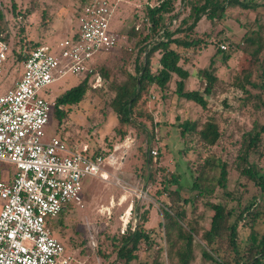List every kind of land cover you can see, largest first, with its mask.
<instances>
[{"label":"rangeland","instance_id":"1","mask_svg":"<svg viewBox=\"0 0 264 264\" xmlns=\"http://www.w3.org/2000/svg\"><path fill=\"white\" fill-rule=\"evenodd\" d=\"M82 1L14 0L15 7H12L11 0H0V7L4 10L7 21L6 37L10 49L19 50L23 39V42H30L27 46L37 42L41 45L49 43L55 50L60 40L70 37L69 29L76 23L75 14L82 5ZM110 1L115 6L110 31H116L121 38L120 45L114 51L120 49L134 51L139 37L131 38L127 36V33L132 26H138L140 30L145 26V7L155 5L159 0ZM173 1L175 17H165L164 24H172L175 28L173 20L177 21L186 17L188 8L185 0ZM253 1L255 7L252 9L244 10L239 7L227 9L225 22L215 25L212 30L205 19L199 23L200 32H210L211 37L208 39L210 44L201 51L193 50L187 53L188 62L183 63V67L189 72L190 77L185 82V88L201 90L199 80L194 77L195 70L207 68L217 48H220L219 44L225 45L226 49H220L231 55L226 64L222 61L221 53L214 58V69L218 81L213 94L207 96L206 110L178 98L174 92V79L165 91L155 90L148 94L145 110L153 116L152 129L147 127L148 120H142L147 130H153V132L156 130L154 132L156 138L153 137L155 140L151 138V141H148L144 131L140 129L142 122H135L122 128L121 130L125 129L123 137L115 136L114 130L118 123L108 106L111 92L103 95L89 92L83 102L71 108L68 117L61 125H58L57 120L52 116V111L50 112L46 128L47 136H57L68 146L87 145L94 152L97 146L106 148L107 143L110 144V149L116 144L122 145L117 153L120 157L123 155L120 158L121 164H118L120 166L107 168L112 176L119 178L120 182L117 183L114 177L106 181L86 177L82 207L74 203L66 205L63 217L60 219V226L54 231V235L63 244L65 253L74 255L81 264H112L115 261V253L112 250L110 238L113 234H116L115 236L125 234L129 225L133 229L137 224L138 214L142 212H145L148 219L147 228L156 229L153 237L154 244L166 246L163 230L158 227V222L163 224L161 209L169 202L162 188L173 187L170 184L173 176H179L180 196L186 199L182 205L185 219L194 222L201 229L209 227L214 205L221 204L226 208L235 209V218L242 206L259 196L258 187L252 181L240 176L237 165L238 150L243 135L264 126V50L261 52L260 63L251 69V85L244 83L247 93L234 84L235 75L241 76V73L250 66L248 56L241 52L242 35L256 31L264 43V0ZM29 12L32 13L28 14ZM221 29L223 34L219 36L217 33ZM224 36L225 42L220 43L219 40ZM228 41H231L233 46L228 47L226 43ZM239 42L240 46L236 47L234 44ZM10 59H12L11 56ZM111 62L116 68L113 70L112 65L110 67L106 65L108 71L113 70L108 80L118 81L122 79L118 70L120 65L113 58ZM22 73V65L16 60H8L0 79V94L12 89L14 82ZM99 77L100 80L95 85L101 84L106 87L109 81H105L101 74ZM81 79L78 76L64 77L40 91L39 96L55 99L61 92L76 85ZM207 118L216 121L220 128L221 138L215 146L204 147L200 144L198 137L190 135L185 137L186 143L181 141L177 128L181 122L187 120L201 124ZM156 122L160 126L155 129ZM199 145L204 149L200 150ZM190 148L191 152H189ZM184 149L188 154L183 152ZM148 150L149 152L156 150L157 154L151 155L152 161L147 168L144 155ZM206 158L217 160L218 166L209 170L208 179L211 181L209 185L213 187V193L199 196L191 189V185ZM249 161L260 174H264V135L259 146V153L252 154ZM162 162L165 164L160 165ZM222 169L224 173L221 175ZM13 173V166L0 162V181H10ZM261 206L262 218L253 226L257 231L258 239L264 234V196L261 199ZM128 209L130 211L128 223L124 228L122 218ZM242 224L243 222L239 223L237 234L240 245L245 247L248 244L250 226ZM122 230H124L123 233ZM221 242L224 246L227 243L223 236ZM203 247L201 241L194 237V251L198 256ZM160 257L165 264H168L165 253H162ZM143 258L148 260L146 256Z\"/></svg>","mask_w":264,"mask_h":264},{"label":"trees","instance_id":"2","mask_svg":"<svg viewBox=\"0 0 264 264\" xmlns=\"http://www.w3.org/2000/svg\"><path fill=\"white\" fill-rule=\"evenodd\" d=\"M11 1L12 7H15L14 0ZM253 3V0H185L188 14L177 21L172 19L173 24L176 25L175 28L172 24H164L165 17H175L173 0H159L155 5H147L145 7V26L141 30L138 26H132L127 33L128 37H139L134 51L128 52L120 49L99 54L95 59L92 75L85 76L76 85L55 97L52 116L57 120L58 125H61L63 120L68 117L71 108L83 102L89 92L99 95L111 92L112 94L109 93L108 106L118 123L114 130L115 136L123 137L125 129L121 130L122 128L135 122H142L140 129L144 131L148 141H151V138L155 140L153 137H155L154 132L156 130L154 132L147 130L146 124H144V121L148 120L149 126L147 127L152 129L153 116L145 110L148 94L155 90L165 91L174 79V92L178 98L192 102L206 110L208 107L207 96L213 94L218 81L214 69V58L221 53L224 64L231 58L229 53L218 47L207 68L195 70L194 77L199 80L201 90H187L185 88V82L190 77L189 72L183 67V63L188 62L187 53L193 50L201 51L210 44L208 39H210L211 34L210 32L199 31L200 21L202 19L208 21L212 30L215 25H221L225 22L227 9L239 7L248 10L255 7ZM30 13L32 12L28 14ZM6 22L4 10L0 7V33L6 30ZM220 31L217 33L219 36L223 34V30ZM4 39L7 41L6 34ZM225 39V36L222 37L219 40L220 43L225 42ZM240 42L243 44L241 52L248 56L250 66L241 73V76L240 74L235 75L234 84L246 92L244 83L251 85V69L260 63L264 43L256 31L244 33ZM240 42L234 45L239 47ZM27 43L30 42H23L22 39L21 47L14 51L9 46L8 60H16L18 64L22 65L27 54L40 46L38 43L27 46ZM226 43L228 47L233 46L231 41ZM48 46L52 48V44H48ZM112 58L120 65L118 70L122 79L118 81L108 80L116 68L111 62ZM106 65L108 67L112 65L113 70L108 71ZM100 74L105 81H109L106 87L101 84L95 85L96 75L100 76ZM252 85L254 86V84ZM154 126L156 129L159 128L160 124L156 122ZM177 128L183 143H186L185 137L190 135L198 137L200 144L204 147H213L221 138L219 125L212 118H207L201 124L196 121L185 120ZM263 135L264 126L260 127L259 130L254 129L244 134L240 143L237 170L240 176L252 181L260 193L257 198L242 206L235 218V209L216 204L212 207L213 214L208 228L201 229L194 222L187 221L182 213V205L186 199L180 196L179 176H173L170 179V184L173 187L164 186L162 188V191L167 194L169 202L164 204V208L161 209L163 224L158 222V227L163 230L166 246L154 244L153 237L156 234V229L147 228L148 219L145 212H142L138 214L137 224L133 229L129 225L125 234L119 236L113 234L110 238L112 250L115 253V261L112 264H165L160 257L162 253L166 254L168 264H264V234L258 239L257 231L253 227L263 215L260 208L262 207L261 199L264 196V174H260L249 161L252 154L259 153ZM106 146L108 148L97 146L93 151L94 153L105 154L111 150L109 143ZM201 147L198 148L203 150L204 147ZM183 152L188 154L186 149ZM189 152H191V148ZM144 158L145 165L147 168L150 167L152 156L149 150L145 152ZM162 163L160 165L165 164ZM216 166H218L217 160L213 158L204 160L191 185V189L196 191L197 195L205 196L213 193V187L209 185L211 181L208 176L209 170ZM223 173L224 169L221 170V175ZM63 213L64 211L50 221L53 234L60 226ZM241 222L244 226L248 224L250 226L248 244L245 247H242L243 245L241 246L238 241L237 233ZM222 236L227 241L225 246L221 242ZM194 237H197L204 245L199 256L194 251ZM144 256L149 262L143 258Z\"/></svg>","mask_w":264,"mask_h":264},{"label":"built area","instance_id":"3","mask_svg":"<svg viewBox=\"0 0 264 264\" xmlns=\"http://www.w3.org/2000/svg\"><path fill=\"white\" fill-rule=\"evenodd\" d=\"M114 11L110 0H84L71 36L60 40L55 50L48 45L32 49L13 88L0 94V162L14 167L12 179L0 181V264H81L65 253L50 221L68 203L82 207L86 177L120 182L107 168L120 166L123 155L117 153L122 145L101 154L47 136L55 101L39 96L64 77L92 75L96 57L120 45L119 34L110 31ZM4 35L0 33V79L9 53ZM99 80L96 75L95 84ZM128 218L122 220L124 228Z\"/></svg>","mask_w":264,"mask_h":264},{"label":"crops","instance_id":"4","mask_svg":"<svg viewBox=\"0 0 264 264\" xmlns=\"http://www.w3.org/2000/svg\"><path fill=\"white\" fill-rule=\"evenodd\" d=\"M74 30H75V25H74V27L72 28H70L69 29V32H71V34L74 32ZM3 33L4 34H7L8 33V31H6V30H3ZM71 36V35H70ZM38 44H40L41 45V43H39V42H37ZM44 43H47V42H44ZM47 44H49V43H47ZM87 146V145H86ZM71 147V146H70ZM72 147H76V146H72ZM88 147V146H87ZM89 148V147H88ZM89 150L91 151V149L89 148ZM56 237V236H55ZM57 238V237H56ZM58 239V238H57Z\"/></svg>","mask_w":264,"mask_h":264},{"label":"bare ground","instance_id":"5","mask_svg":"<svg viewBox=\"0 0 264 264\" xmlns=\"http://www.w3.org/2000/svg\"><path fill=\"white\" fill-rule=\"evenodd\" d=\"M129 209H128V211L125 213V217L123 218V220H126V216H128L129 215Z\"/></svg>","mask_w":264,"mask_h":264},{"label":"water","instance_id":"6","mask_svg":"<svg viewBox=\"0 0 264 264\" xmlns=\"http://www.w3.org/2000/svg\"><path fill=\"white\" fill-rule=\"evenodd\" d=\"M135 226H136V224H135ZM135 226H134V227H135Z\"/></svg>","mask_w":264,"mask_h":264}]
</instances>
